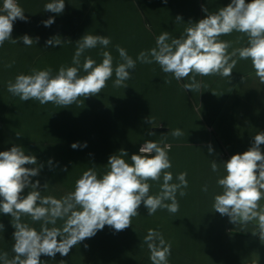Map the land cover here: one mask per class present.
<instances>
[{"label": "clouds", "instance_id": "clouds-1", "mask_svg": "<svg viewBox=\"0 0 264 264\" xmlns=\"http://www.w3.org/2000/svg\"><path fill=\"white\" fill-rule=\"evenodd\" d=\"M166 3L167 0H164ZM65 9V0H52L44 5V11L60 15ZM206 16L196 22L189 21V26L178 37L173 38L165 31L156 38V46L142 51L134 60L127 51L116 46L121 63L113 66V57L108 51H102V62L97 64L90 56L82 64L85 75H80L81 56L86 50L98 45L107 48L111 38L105 35L85 34L76 42V51L72 58L74 66H61L53 75L52 69H32L31 74H18L14 81H8L7 91L19 97L21 101H38L40 104L53 103L68 107L80 97L96 96L107 86L115 74L114 87H128L125 83L131 78L130 70L136 67V61L144 64L156 63L165 74H171L177 81L191 77V82L183 85L185 90L199 91L201 83L196 76L231 77L237 60H250L255 75L264 84V0H231L227 6L210 12L202 6ZM27 22L28 17L17 0H3L0 6V46L5 41L13 44L23 41L31 46L35 40L25 34L12 38L14 22ZM182 21L181 16L175 18ZM55 22L54 17L42 21L45 27ZM241 33L247 37L243 47L232 48V42L221 40V36ZM242 38V37H241ZM58 36L49 38L47 46L62 45ZM232 48V51L228 50ZM11 67V65H6ZM171 83V80H165ZM214 95H216L213 92ZM148 122L153 123L151 118ZM179 138L183 131L179 128L169 133ZM149 136L155 135L149 132ZM17 136H21L17 132ZM264 132H257L253 143L243 153L232 155L222 162L225 175L217 179L222 189L214 196L213 209L221 216H227L235 225L246 226L255 221L261 241L264 240ZM86 147V142L82 145ZM73 149L81 147L79 142L71 145ZM170 145L146 140L138 154H132L131 163L127 151L121 149L108 158V170L98 175L94 167L84 171L76 180L74 191L57 199L54 196H42L40 182L32 178L40 174L43 165H38L34 155L26 154L25 149L13 145L9 150L0 151V213L11 217L13 233L12 253H0V264H43L41 256L55 259L56 254L67 256L70 250L86 239L94 237L98 231L109 226L115 232H121L132 225V218L139 215L141 204L148 215H154L158 209H166L175 214L179 211L177 193L187 195V172L176 176L177 183H172L173 174L168 171L172 163L168 154ZM209 153L213 152L209 145ZM48 163L51 165L52 160ZM35 165V167H27ZM211 169L219 173V164L211 161ZM67 171V169H64ZM159 192L150 194L149 181L159 182ZM48 184L44 185V189ZM30 189L25 195V189ZM202 191L207 192L205 185ZM170 201V203H166ZM22 217H30L32 222H39L40 229L22 222ZM63 223L58 227L57 222ZM51 226V227H50ZM4 225L0 223V231ZM144 243L150 251L151 264H168L171 255V243L163 234L149 229ZM87 247V245H85ZM60 264H65L61 261Z\"/></svg>", "mask_w": 264, "mask_h": 264}, {"label": "trees", "instance_id": "trees-1", "mask_svg": "<svg viewBox=\"0 0 264 264\" xmlns=\"http://www.w3.org/2000/svg\"><path fill=\"white\" fill-rule=\"evenodd\" d=\"M127 1H132L135 7L144 11L137 0H112V3L114 7L121 9L122 3ZM17 2L23 8L28 21L14 22L12 38L17 39L27 34L34 40L37 37L39 40L38 43L34 41L31 46H25L23 41L16 44L5 41L3 46H0V151L19 145L25 149L26 154L36 156L38 165L43 167L40 174L32 178V182L39 180L42 196L51 195L59 199L74 191L76 180L89 168L94 167L98 175L104 174L108 170L109 156L117 154L121 149L127 151L128 157L124 159L131 163V155L138 154L140 146L146 140L158 142L161 146L170 145L168 154L172 168L168 171L173 174L172 183L178 182L175 178L181 172H187V175L194 173V176H188L194 178V182L186 177L187 195L180 197L177 193L179 211L172 214L166 209H158L154 215L149 216L147 209L141 204L138 209L139 215L132 218V225L129 228L118 233L112 228L110 230L114 237L115 264L122 259V255L128 257L127 264H151L150 251L144 243V237L149 229L159 231L165 240L171 243V255L183 253L171 242L172 229L176 223H185L188 218L189 220L201 219L200 215L192 216L191 214V211H199L207 204L204 202L207 199L203 200L195 196L202 189L201 167L196 161L189 166L186 165V149L171 142L168 131L155 128L160 125V122L168 126L166 114L171 100L175 99L170 93L172 81L180 84L183 89L186 83L184 80L177 81L171 74H165L153 63L145 64L141 70L144 63L137 60L135 69L130 70L131 78L125 82L128 86L126 88L113 86L115 80L113 73L100 94L87 98L80 97L76 103L68 107L53 103L42 105L35 100L21 101L19 97L7 91L8 81H14L15 77L21 73L31 74L32 69L51 68L55 75L61 66H74L72 58L76 51V42L85 34L95 35L94 29L90 28L94 23L85 21L84 17H100L103 15L104 7L105 36L111 38V43L107 48H101L98 45L94 49L86 50L81 56L79 74H86L82 69L85 57L90 56L99 64L102 62L100 54L102 51L110 52L114 67L122 61L116 49L121 38L116 35L117 33H112L114 28L111 30L107 21V7L111 0H105L104 7L99 0H65V9L60 15L44 11V5L52 0H17ZM2 3L3 0H0V6ZM151 3L154 4L155 0H149L147 7ZM144 15L146 16L145 11ZM49 17H54L55 22L50 27H45L42 21ZM144 18H146L147 31L145 37H141L139 33L140 44L130 49L122 47L134 60L139 55L136 52L139 46L156 45V37L150 27V21L147 16ZM57 36L62 41L70 40L71 42H64L61 46L46 45L45 42L49 38ZM165 80H171V83H165ZM177 97L178 99L175 100L179 102V96ZM182 99L185 106V94ZM191 107L200 117L199 103L196 100L191 101L188 110ZM148 118H151L153 123L148 122ZM17 132L21 136L18 137ZM149 132H154L155 135L149 136ZM75 142H79L81 147L73 149L71 145ZM85 142L87 146L83 147ZM193 153L200 157L201 149H195ZM50 159L51 165L48 163ZM27 167H35V165ZM65 168L67 171L64 170ZM162 182V177L159 182L149 181L150 194H157ZM46 183L48 186L44 189ZM29 190L26 188L24 194L26 195ZM22 222L28 223L37 230L40 229V223L32 222L30 217H22ZM0 223L4 227L7 224L10 229L11 217L0 213ZM8 229L0 231V237L4 238L6 234L9 237V233L14 232ZM102 248L104 244H100L99 249ZM171 255L168 257V264H173Z\"/></svg>", "mask_w": 264, "mask_h": 264}, {"label": "crops", "instance_id": "crops-1", "mask_svg": "<svg viewBox=\"0 0 264 264\" xmlns=\"http://www.w3.org/2000/svg\"><path fill=\"white\" fill-rule=\"evenodd\" d=\"M230 2L231 0H171L172 13L169 17H158L159 8L155 1L148 6L153 17L147 18L156 38L165 31L171 37L178 38L189 26V21L196 22L206 16L202 6L207 7L210 12H216ZM115 13H118V16H115ZM178 15L182 17L180 22L175 21ZM113 17H137L139 33L141 37H145L146 16L132 1L122 3L121 9H117L111 0L107 7V21L111 30ZM220 39L232 42V48L243 47L247 43V37L237 32L221 36ZM155 46H139L136 52L139 54ZM232 48L228 51L231 52ZM153 65L160 68L155 62ZM144 66L145 64L141 70ZM196 80L202 86L199 91L193 92L172 81L171 97L178 99V95L179 102L174 99L171 100L172 104H169L167 116L165 115L169 121L168 126L160 122L157 127L159 129L155 128L164 129L168 133L177 128L183 131L179 138L170 135V141L186 149V165L189 166L195 161L200 165L201 187L203 189L205 185L208 186L207 192L201 189L200 193L195 194L203 200H208L204 201L207 202L206 206L199 211H191L192 216L198 214L201 219L188 218L185 223H176L172 229L171 242L183 252L171 255L173 264H264V240L261 241L258 234H252L258 232L256 222L246 226L235 225L227 216H221L213 209L214 196L222 192L217 185V179L226 174L222 162L234 154L248 150L255 134L264 132V84H261L255 75L251 61L239 59L231 77L197 75ZM184 82L190 83L191 77L185 78ZM184 94L185 106L182 99ZM194 100L199 103L200 117L192 107L188 110L189 103ZM209 145L213 149L211 154L208 151ZM195 149H201L200 157L193 153ZM261 150L264 152V145H261ZM212 160L219 164V173L212 171ZM189 175L194 176V173H189L187 177ZM189 179L194 182V178ZM260 203L264 205V200ZM62 223L58 221L57 226ZM8 228L6 224L4 229ZM110 229L105 226L94 237L74 246L67 256L57 253L55 259L43 255L40 259L43 264H60L61 261L65 264H115L114 237ZM8 230L15 231L12 225ZM13 233L10 232L9 237L7 234L4 238L0 237V253L8 252L9 258L14 255L11 251L14 243ZM100 244H104V248L99 249ZM127 260L128 257L122 255L117 264H127Z\"/></svg>", "mask_w": 264, "mask_h": 264}, {"label": "rangeland", "instance_id": "rangeland-1", "mask_svg": "<svg viewBox=\"0 0 264 264\" xmlns=\"http://www.w3.org/2000/svg\"><path fill=\"white\" fill-rule=\"evenodd\" d=\"M149 0H137V2L141 3V6L144 8L145 14L147 17H153V13L151 12L150 7H147V3ZM156 1V0H155ZM104 7L105 0H99ZM158 4V17H169L171 12V3L170 0H167L165 3L164 0H157ZM102 7V8H103ZM105 8V7H104ZM103 10V15L100 17H84L85 21L94 23L91 26V29H94L95 35H105L106 34V17L105 11ZM116 11V10H115ZM131 14V12H129ZM127 15V13H126ZM115 16H118V13H115ZM94 20V21H93ZM113 31L112 33H117L121 39L119 40V45L121 47L133 48V46H137L141 41L138 42L139 29L137 17H113ZM111 33V31H110ZM139 43V44H138Z\"/></svg>", "mask_w": 264, "mask_h": 264}, {"label": "water", "instance_id": "water-1", "mask_svg": "<svg viewBox=\"0 0 264 264\" xmlns=\"http://www.w3.org/2000/svg\"><path fill=\"white\" fill-rule=\"evenodd\" d=\"M156 129H159V128H156Z\"/></svg>", "mask_w": 264, "mask_h": 264}]
</instances>
